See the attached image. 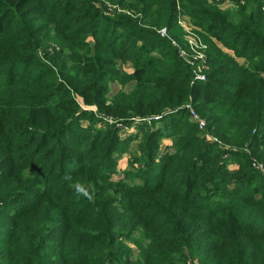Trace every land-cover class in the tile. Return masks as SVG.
Masks as SVG:
<instances>
[{
	"label": "trees",
	"instance_id": "obj_1",
	"mask_svg": "<svg viewBox=\"0 0 264 264\" xmlns=\"http://www.w3.org/2000/svg\"><path fill=\"white\" fill-rule=\"evenodd\" d=\"M0 264H264V0H0Z\"/></svg>",
	"mask_w": 264,
	"mask_h": 264
},
{
	"label": "built area",
	"instance_id": "obj_2",
	"mask_svg": "<svg viewBox=\"0 0 264 264\" xmlns=\"http://www.w3.org/2000/svg\"><path fill=\"white\" fill-rule=\"evenodd\" d=\"M217 2H221V1H227V0H215ZM181 17L180 16L178 18V24L179 26L183 29L185 36H184V40L188 46V53H186L185 51L181 50L180 51V55L186 60V62L190 65V66H194L195 63L194 61L198 60V61H203L204 60V52L206 49V46L204 45V43L202 42V39L200 37V35L198 34V32L200 33V30L198 31L196 30V33H194L190 28L185 27L182 24L181 21ZM193 82H203L206 80V77L203 73L201 72H196L193 71ZM189 115L191 117L192 120L196 121L198 124V129L202 130L204 127V121H202L198 115H196V113L193 111V109L191 107H189Z\"/></svg>",
	"mask_w": 264,
	"mask_h": 264
},
{
	"label": "rangeland",
	"instance_id": "obj_3",
	"mask_svg": "<svg viewBox=\"0 0 264 264\" xmlns=\"http://www.w3.org/2000/svg\"><path fill=\"white\" fill-rule=\"evenodd\" d=\"M232 0H227V1H224L226 3V5H228ZM181 21H182V24L187 27V28H190L194 33H196V30L197 29L199 31L198 28H196V26H194L190 20L185 17V16H182L181 17ZM198 34L200 35V33L198 32ZM218 46L220 47V44H218ZM232 55V53H231ZM237 62H239L240 64L243 63V60H239V59H236ZM190 121L195 123L198 127V124L196 121L192 120L191 117H189ZM203 121V120H202ZM84 125H86V122L83 123ZM119 128H120V134L122 136V139H125L129 134H130V127L129 126H123V125H118ZM164 141H167V139H164L163 140V143H165ZM127 158V156H125L123 159L125 160ZM134 253L136 254V251H134Z\"/></svg>",
	"mask_w": 264,
	"mask_h": 264
},
{
	"label": "water",
	"instance_id": "obj_4",
	"mask_svg": "<svg viewBox=\"0 0 264 264\" xmlns=\"http://www.w3.org/2000/svg\"><path fill=\"white\" fill-rule=\"evenodd\" d=\"M89 110H93V108H89Z\"/></svg>",
	"mask_w": 264,
	"mask_h": 264
}]
</instances>
